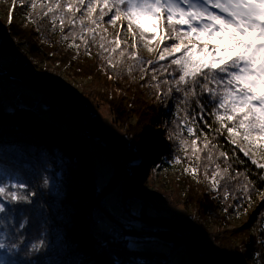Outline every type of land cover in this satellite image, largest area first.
Returning <instances> with one entry per match:
<instances>
[{
  "label": "trees",
  "instance_id": "trees-1",
  "mask_svg": "<svg viewBox=\"0 0 264 264\" xmlns=\"http://www.w3.org/2000/svg\"><path fill=\"white\" fill-rule=\"evenodd\" d=\"M8 1L13 5V19L2 22L0 36L13 35L28 43L35 60L31 66L42 79L55 80L51 74L61 71L63 66L69 68L70 79L90 78L85 86L86 94L108 109L111 107L113 122L124 128L122 138L130 145L131 162L124 166L122 191L133 196L152 178L158 184L157 191L169 190L181 200L184 197V205L190 204L197 217H208L215 225L226 224L228 219L224 215L245 212L242 224L245 225L231 231L240 235L219 239V245L235 252L249 242L251 264H264V169L258 167L264 164V150L250 148L239 139L237 144L231 143L229 133L213 115L216 101L206 92L201 93L199 87L195 94L183 85L184 91H177L174 80L179 73L170 64L171 59L160 60L158 55L159 62L155 63L144 56L136 57L134 40L129 38L126 28L119 35V51L105 54L100 35L109 41L116 33L104 25V21H110L108 15L98 25L90 23L97 19L99 6L96 15L84 17L76 13L75 24L69 23L71 13L66 12L61 30L59 13L55 25L52 14L43 15L42 4L51 6L55 0ZM63 4L61 0L62 7ZM14 11L18 18L28 15L38 32L33 33L18 22ZM81 19L86 27L82 28ZM151 23L159 27L150 28L142 36L146 41L158 39L161 46L173 43L166 20ZM87 28H95V33ZM166 32H170L169 39H164ZM187 37L194 39L185 36L182 42ZM36 39L42 47L33 44ZM205 40L209 42L207 34ZM43 62L49 64L47 69L41 68ZM63 81L69 94L81 95L70 81L65 78ZM90 87L98 90L89 91ZM119 91L129 96L126 102ZM32 106L19 104L0 88V187L6 189V194H0V204L5 206V211L0 213V243L5 245L0 248V264H127L129 261L142 264L132 258L133 253L143 254L148 264H164L159 246L148 244L135 248L137 241L162 243L153 235L138 240L126 235L117 241L105 236L106 230L103 233L89 225L87 207L95 206L99 190L84 141L100 135L94 131L79 132L58 120L50 109L41 114V106L36 110ZM132 115L134 121L130 119ZM238 145L250 155H245ZM253 159L258 164H253ZM83 162L88 163L87 170ZM193 168L197 169L195 175L191 172ZM214 175L219 181L216 186L212 183ZM47 210L54 211V216L46 215L42 219L41 214ZM143 218L160 231L187 229L184 223L168 215L145 214ZM92 257L96 258L95 262Z\"/></svg>",
  "mask_w": 264,
  "mask_h": 264
},
{
  "label": "rangeland",
  "instance_id": "rangeland-1",
  "mask_svg": "<svg viewBox=\"0 0 264 264\" xmlns=\"http://www.w3.org/2000/svg\"><path fill=\"white\" fill-rule=\"evenodd\" d=\"M11 4L12 3H9L8 0H0V25H2L3 21H12V14L10 15L11 17L9 16ZM92 13L96 15L95 11ZM13 14L15 18H18V15L16 16V11H14ZM18 19L20 20H18V22H22V25L25 28H29L31 32H38L35 27V29H33L34 23L28 15H20ZM127 23L128 21L123 15H121V17L116 20L115 24L111 23L110 21H104V25L107 26L108 29L116 33V35L109 41H105L103 34H101L99 42L101 45H103L102 48L105 49L106 46H108V52L110 53L119 51V49L121 48L119 35H122V33L125 32L123 31V29L126 28L125 26L127 25ZM127 33L129 38H132L135 41V46L133 47L136 57L144 56L154 60L155 63L159 62L157 59L158 55L161 54L165 46H161L158 39L154 42L146 41L134 25L132 26L131 33ZM166 34H170V32H166ZM36 41L37 42H34L33 44L40 46L41 42L37 39ZM171 41L172 40L170 39V42ZM183 43L187 45H196L197 48L204 46L200 43V41L196 40L195 38L192 39L190 37L183 38ZM206 43L210 48L215 46L209 44V42ZM104 52L105 54L108 53L107 50H105ZM176 55L179 56L180 54L177 53ZM173 58L174 57H168L167 59ZM12 59H16L21 63V72L17 70L19 69V67H15L13 66V63L9 62ZM142 60L144 59L142 58ZM33 61L35 60L29 53L28 43L15 39L13 35H7L6 37L0 36V64L3 67L19 76H23L27 79L35 81L42 86H63L66 89L64 98L60 105L65 118L71 121H74L75 118L78 119V108L76 106L78 105L80 99H83L88 103V107L86 108L84 113L91 119L92 123L94 124L91 126L104 129L106 132V136L100 134L98 131L92 130L98 133L100 136L97 135L91 137V139L89 140L84 141V143H86L85 146L88 149L87 160L91 163L93 168L94 181L99 190L98 196L102 193L107 192L116 181L115 172L117 167L115 166V163L113 161L112 154L114 153V157L116 161L120 163V165L123 164V166H125L126 163L131 162V155L128 153L130 145L128 143L126 144L125 139L122 138V136L124 135V128L113 122L112 113L111 111H109L111 107L108 109L105 104H103L102 102V104L98 103V100H94L93 98L90 99V96L86 94L87 92H85V86H87L86 83L89 82L90 78H86V80L81 78H76V80L70 79L67 77V73H70L68 72L69 68L63 66V69L61 71L59 70L60 72L54 71V73L51 74V76L54 74L52 77L55 80H49L50 78H48V81L45 84L40 80V82L36 81L37 78L35 77V75L38 78L40 76H38L34 71L36 69H33L31 66V63H33ZM40 66L41 68L46 67L47 69V66H49V64L47 62H43L40 63ZM64 78L67 79V81H70L79 89L81 93L80 96L68 93L67 86L63 84ZM0 80H2L0 81V88L3 89V92L9 95L10 98L14 99L19 104L30 108L31 105L34 106L35 101H39V105L41 104V107L39 109V111H41V114L46 113L45 110H47L45 101H49L52 105V103L56 102L60 97V91L58 90L44 91L35 88L23 81L14 80L4 76H0ZM90 88L88 89L89 91L94 89L98 90L97 87L94 89H92L93 87ZM118 94L124 99V102H126V100L129 98V96L122 91H119ZM45 116L49 118L48 114H45ZM134 117L135 116L132 115L130 119L134 121ZM75 123H78V120H76ZM75 129L78 130V128ZM79 132H83V130L79 129ZM83 163L85 165V170H87L88 163ZM122 168L124 170V167ZM184 171L189 172V170ZM153 173H155L154 169L152 175ZM34 181L36 183V180ZM68 181L69 179H67V182ZM70 181L74 184V181H72L71 179ZM121 183L118 184L110 193L105 194L99 200L96 199L94 207L97 209L98 206L101 205V202H104L105 204L103 205L102 210L106 216H104V218L101 217L102 221L99 224L97 223V225L93 221L89 222L91 228L94 225L95 229L101 230L103 233H105L106 230L105 236L110 235L117 241L123 240L126 235L132 240H138L149 239L146 236H152V232L159 233L160 236L154 235L152 237L158 238V240L162 241V243L148 242L147 244H144L143 242L137 241L135 242V248H144L148 244L159 246L163 251L161 261H163L164 264H200L193 259V257L191 256L192 254L197 257L201 264H251V258L249 255V242L246 247L241 245L240 249L235 252L234 250L231 251V249L223 245H219V239H225L227 236L235 235L231 231L239 230L245 225H242L246 216L245 212H237L236 214H232L231 216L224 215L228 219L226 224L223 225V223H216L215 225L211 223L208 217H197L192 212V206L190 204L184 205V197H181L183 199L181 200L178 194H176L175 192L169 190L167 192L157 191L158 184L152 178L147 180V185L145 187H142V190H140V192H137L135 195L130 197L122 191ZM61 190H63L62 187ZM215 190L216 189H213L212 191ZM31 195L33 196V194ZM215 199L217 200V198H214L213 196L214 201ZM28 201L29 204L30 198L28 199ZM83 202L87 206V202L84 200ZM217 202L219 201L217 200ZM94 207L89 209L87 207V211L92 209L95 215L98 216ZM219 212L221 213L223 211L219 210ZM154 213L159 216L168 215L172 220H176L178 223H184V228L187 227L186 231L182 232L181 230L176 228H172L168 231H160L158 226L147 223V221H145L143 218L145 214ZM53 214L54 211L52 212L51 210H47L44 215L41 214V218L43 219L44 217H46V215L47 217H52L54 216ZM108 214L111 215L120 224L110 219L108 217ZM136 231L144 232V234L145 231H147L151 234L135 235ZM61 234L63 233L61 232ZM172 234L182 238L183 241L172 238ZM161 235L165 237L162 238ZM237 235L240 234L237 232L235 236ZM166 236H168V238H166ZM225 241L230 242V240L228 239H226ZM237 242L238 239L235 240L236 244ZM132 255V258L134 257L135 260L142 262V264H148V262H145L146 258L143 254L137 255L133 253ZM92 259V262L96 261V258L92 257ZM129 263L130 261L127 264Z\"/></svg>",
  "mask_w": 264,
  "mask_h": 264
},
{
  "label": "snow or ice",
  "instance_id": "snow-or-ice-1",
  "mask_svg": "<svg viewBox=\"0 0 264 264\" xmlns=\"http://www.w3.org/2000/svg\"><path fill=\"white\" fill-rule=\"evenodd\" d=\"M97 6L98 17L90 20L92 25H98L105 15L115 24L123 13L128 21L125 30L131 33L135 25L141 36L159 27L151 23L153 20H166L173 43L163 48L159 59L174 57L170 64L179 73L174 80L176 90L182 92L181 86H188L195 94L199 87L216 101L213 115L229 133L231 143L237 144L239 139L250 148L264 150V0H64L63 7L61 0H55L51 6L42 4L43 15L52 14L54 25L59 13L61 30L66 12L71 13L69 23L75 24L76 13L88 17ZM32 7H36L35 2ZM80 24L86 27L82 19ZM87 31L94 34L95 28ZM205 34L215 46H207ZM185 36H194L204 46L184 44ZM238 147L250 155L242 145ZM252 163L258 164L255 159ZM258 167L264 169V164ZM191 172L195 175L197 169ZM212 183H219L215 175ZM0 194H6L4 187H0ZM4 211L0 204V213ZM4 247L0 243V248Z\"/></svg>",
  "mask_w": 264,
  "mask_h": 264
},
{
  "label": "water",
  "instance_id": "water-1",
  "mask_svg": "<svg viewBox=\"0 0 264 264\" xmlns=\"http://www.w3.org/2000/svg\"><path fill=\"white\" fill-rule=\"evenodd\" d=\"M0 76H4V77H7V78H11V79H14V80H19V81H23V82H25V83H27V84H29V85H31V86H33V87H35V88H38V89H41V90H44V91H55V90H58V91H60V97H59V99L56 101V102H54V103H52V107L50 108V112H52L55 116H56V118L58 119V120H60V121H62V122H64V123H66V124H68V125H71L72 127H75V128H78V129H81V130H83V131H92V130H95V131H98L100 134H103V135H105L106 136V132H105V130L104 129H100L99 127H94V126H81V125H79V124H77V123H75V121H71V120H68L67 118H65L64 117V115H63V111H62V108L60 107V105H61V102H62V100H63V98H64V93H65V88L63 87V86H58V87H48V86H42V85H40L39 83H37V82H35V81H32V80H30V79H27V78H25V77H23V76H19V75H17V74H15V73H13V72H11V71H9L8 69H6L5 67H3L1 64H0ZM41 106V105H40ZM44 107V106H43ZM113 153V152H112ZM113 155V161H114V163H115V166L117 167L116 169V181L114 182V184L111 186V188L107 191V192H105V193H102L101 195H99L98 196V200L102 197V196H104L105 194H108V193H110L118 184H120L121 183V181H122V176H123V166H122V164L120 165V163H119V165L116 163L117 161H116V159H115V157H114V153L112 154ZM97 200V201H98ZM108 217L110 218V219H112L114 222H116V223H118V224H120L119 222H117L111 215H109L108 214ZM140 234H144V232H139V231H136L135 232V235H140ZM151 233L150 232H147V231H145V234L144 235H150ZM143 235V236H144ZM151 235H155V236H160L159 235V233H156V232H152V234ZM162 236V235H161ZM172 236V238H174V239H176V240H182L183 241V239L182 238H180V237H178V236H176V235H174V234H172L171 235ZM163 237H165V236H162V238ZM166 238H168V236H166ZM185 242V241H184ZM189 245V244H188ZM190 246V245H189ZM196 260V259H195ZM196 262H198V263H200L201 264V262L199 261V260H196Z\"/></svg>",
  "mask_w": 264,
  "mask_h": 264
},
{
  "label": "built area",
  "instance_id": "built-area-1",
  "mask_svg": "<svg viewBox=\"0 0 264 264\" xmlns=\"http://www.w3.org/2000/svg\"><path fill=\"white\" fill-rule=\"evenodd\" d=\"M105 50H107V52L109 51V49H108V46H106V48H105ZM13 66H15V67H19V69H17L18 71H20L21 72V70H22V68L20 67V66H17L16 64H14ZM31 75V74H30ZM35 77L37 78V80L36 81H41V82H44L45 84H46V82L48 81V80H45V79H42V78H38L36 75H35ZM39 81V82H40ZM41 105V104H40ZM39 101H35V103H34V106H33V109H37V108H39ZM45 106L48 108V109H50L51 107H52V105H51V103L49 102V101H45ZM77 108H78V111H77V114H78V119L77 118H75L74 119V121H76V120H78V123L81 125V126H91V125H94L93 123H92V121H91V119L89 118V117H87L86 116V114L84 113L85 112V110H86V108L88 107V103L85 101V100H83V99H80V101H79V103H78V105L76 106ZM105 203L104 202H101V205L99 206V208H100V210L103 212V210H102V208H103V205H104ZM104 218V217H103ZM191 218H192V216H191ZM95 220H98L99 222H101L102 221V218H101V216L98 214V216H96V218H95Z\"/></svg>",
  "mask_w": 264,
  "mask_h": 264
},
{
  "label": "bare ground",
  "instance_id": "bare-ground-1",
  "mask_svg": "<svg viewBox=\"0 0 264 264\" xmlns=\"http://www.w3.org/2000/svg\"><path fill=\"white\" fill-rule=\"evenodd\" d=\"M12 11H13V5H11L10 6V10H9V12H10V14H9V16L12 14ZM11 17V16H10ZM25 42V41H24ZM9 62H11V63H13V64H16L17 66H20L21 68H22V65H21V63L19 62V61H17L16 59H12L11 61H9ZM118 165H119V163L118 162H116ZM122 166H123V164H122ZM124 167V166H123ZM117 170V169H116ZM115 175H116V172H115ZM94 209H95V211H96V213L97 214H99L101 217H104V216H106L101 210H100V208H99V206H98V208L96 209L95 207H94ZM95 213L93 212V210L92 209H90L89 210V216H88V221L89 222H95L96 223V225H97V223L99 224V223H101V222H99L98 220H95ZM91 224V223H90ZM93 227H95L94 225H93ZM192 257H193V259L195 260H198L197 259V257L195 256V255H191ZM145 262H147V260H145Z\"/></svg>",
  "mask_w": 264,
  "mask_h": 264
}]
</instances>
